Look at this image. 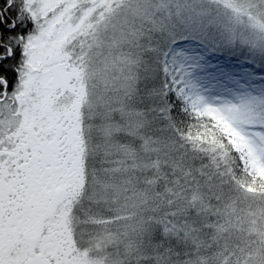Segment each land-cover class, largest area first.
I'll list each match as a JSON object with an SVG mask.
<instances>
[{"label":"snow or ice","instance_id":"obj_1","mask_svg":"<svg viewBox=\"0 0 264 264\" xmlns=\"http://www.w3.org/2000/svg\"><path fill=\"white\" fill-rule=\"evenodd\" d=\"M213 2L264 32V0ZM117 7L120 0L0 2V264H73L85 248L103 264H264V232L254 237L243 228L238 235L214 229L211 212L205 217L206 209L184 207L177 195L182 180L198 176L211 177L221 191L254 186L262 190L253 195L264 198V110L257 115L248 101H177L184 97V67L170 62L171 0L123 5L125 14L134 11L138 31L130 58H114L121 65L115 85H122V99L109 100L108 107L121 120L124 108L133 107L137 130L146 135L125 133L130 158L121 161L98 160L91 127L88 139L78 142L84 130L77 128L73 102L103 55L93 57L92 49L100 47L99 34ZM189 43L195 41L176 47ZM193 128L195 140L209 145L193 149L199 158L189 161L185 152L163 165L139 163L145 141L159 146L157 155L169 148L179 153ZM77 160L82 190L75 181ZM110 163L121 165L112 173L123 177L111 186L100 180ZM135 185L158 191L151 200L138 195L137 202L120 204ZM128 211L133 214L120 215ZM101 229L115 235L97 243ZM204 233L209 237L202 239Z\"/></svg>","mask_w":264,"mask_h":264},{"label":"rangeland","instance_id":"obj_2","mask_svg":"<svg viewBox=\"0 0 264 264\" xmlns=\"http://www.w3.org/2000/svg\"><path fill=\"white\" fill-rule=\"evenodd\" d=\"M171 2L173 16L169 29L172 35L169 45L170 62L184 67V97L177 95V98L183 103L190 99L214 105L254 102L259 115L264 110L261 109V102H264V74L257 65V60L264 61V32L254 28L245 19L237 20L230 9L213 0ZM128 3L129 0H120L121 7H117L111 16L107 30L100 32V47L92 49V56L95 57L98 52L103 55L97 58L94 73L80 86L79 97L73 102L77 128L84 130L82 135L78 133V142L88 139L89 127L92 128L95 143L98 142L96 132L102 136L103 145L97 153L98 160L115 161L116 156H119L116 161L122 159V145L115 139L122 132V120L120 114L119 117L115 116L108 103L114 93L119 94L117 99H122V94L118 91L122 85H115L120 76L121 65L115 64L114 58L129 59V54L135 51L132 42L136 37L133 34L138 31L139 21H133L134 11L125 14L123 5ZM177 4L180 5L179 9ZM129 7L134 8V5ZM184 40L195 43L176 47ZM113 105L114 103L112 108ZM90 116L97 119H90ZM106 116L111 119H105ZM120 168L119 163H111L108 173L113 180L107 177L108 173L100 180L109 186L118 184L116 178L120 181L122 177L113 175L112 170ZM75 173L76 184L82 190L85 177L79 160ZM119 203L122 204V199ZM100 232V238L94 237L97 243L109 235H115L114 232L104 233L103 229ZM73 264H103V261L98 253L93 252L90 256L89 248H85L74 258Z\"/></svg>","mask_w":264,"mask_h":264},{"label":"trees","instance_id":"obj_3","mask_svg":"<svg viewBox=\"0 0 264 264\" xmlns=\"http://www.w3.org/2000/svg\"><path fill=\"white\" fill-rule=\"evenodd\" d=\"M2 2V0H0ZM171 28V27H170ZM262 73L264 74V61L257 60ZM119 94H112V100H116ZM120 97V96H119ZM179 103H183L179 98H177ZM123 105L115 104L113 108H122ZM135 111L133 107L124 108V118L122 120V132L118 133V137L115 136V139L118 141L120 145H122V159H127L124 155L125 148L124 145L130 143L129 138L125 135V133L132 132L138 136H145L146 134L142 131L137 130V118L132 115ZM115 116L119 117L118 112H113ZM121 117V114H120ZM182 119H186V115H182ZM85 123V122H84ZM131 125V127H129ZM197 129H191L192 140L185 139L182 143L184 145V149L179 153L176 152L174 148H169V153H160L157 155L155 153V149L159 147L158 145H154L144 142V157L139 161L141 164H147L148 166L154 164L163 165L171 161L174 155H184L185 152L187 154V159L189 161L192 160L193 157L199 158L201 153L198 151H194L193 149L196 147L209 148V145H201L199 141L195 140ZM96 138L98 140L97 144L100 145V149L103 145L101 142L102 136L96 132ZM155 139L156 137H151ZM170 143H180L178 141H170ZM135 151L139 152V148L135 149ZM168 155V160H164L163 157ZM99 159V156H97ZM119 156H116L114 160ZM150 157V159H149ZM111 163L105 165L106 168H110ZM161 171H167V169L161 168ZM109 175V176H107ZM107 175H102V177H110L112 176L108 173ZM114 175V174H113ZM114 177V176H113ZM123 179V177L121 178ZM174 179H180V177H175ZM113 180V179H112ZM119 180L116 178V183ZM91 182L89 181V184ZM216 181L212 180L211 177L208 179L202 180L200 177H187L185 180L181 181V186L177 189V195L182 202V206L184 207H195L198 211L207 210L204 212V216L206 217L208 212L212 213L211 218L208 220L214 226V229H218L220 226H223L224 232H229L234 235L239 234V229L243 228L245 233H251L254 237L259 233L264 232V198L253 195L261 191L262 189H258L254 186H250L247 189L243 187L239 188L235 192H230L228 189H224L221 191L218 187H215ZM134 191H127L125 195L127 196V200L122 199V204L124 203H135L137 202V196L142 195L147 199L151 200L154 197V194L158 191L156 188L145 190L140 185L134 186ZM132 211L122 212V216L132 215ZM216 235H222V232L215 233ZM209 233H204L202 239H206L209 237Z\"/></svg>","mask_w":264,"mask_h":264}]
</instances>
